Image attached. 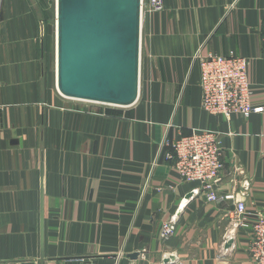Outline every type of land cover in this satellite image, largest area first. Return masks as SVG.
I'll return each instance as SVG.
<instances>
[{
    "label": "crops",
    "instance_id": "0c3cea01",
    "mask_svg": "<svg viewBox=\"0 0 264 264\" xmlns=\"http://www.w3.org/2000/svg\"><path fill=\"white\" fill-rule=\"evenodd\" d=\"M164 5L142 20L139 97L120 107L59 92L56 0H0V264H254L232 201L180 179L167 142L218 131L219 193L264 203V111L208 114L194 56L246 57L264 107V0Z\"/></svg>",
    "mask_w": 264,
    "mask_h": 264
},
{
    "label": "water",
    "instance_id": "95a60500",
    "mask_svg": "<svg viewBox=\"0 0 264 264\" xmlns=\"http://www.w3.org/2000/svg\"><path fill=\"white\" fill-rule=\"evenodd\" d=\"M140 6L141 0H56V84L62 95L120 107L137 101Z\"/></svg>",
    "mask_w": 264,
    "mask_h": 264
},
{
    "label": "built area",
    "instance_id": "2783aa9c",
    "mask_svg": "<svg viewBox=\"0 0 264 264\" xmlns=\"http://www.w3.org/2000/svg\"><path fill=\"white\" fill-rule=\"evenodd\" d=\"M164 7V0H141V31L144 16L161 13ZM55 27L57 29V15ZM194 56L200 65L201 104L208 114L230 119L232 116L248 118L253 113L264 111V107H255L251 102L253 87L250 81V62L246 57L215 53L201 56L199 52H195ZM55 58L57 64L56 52ZM167 144L173 152L167 158L173 162V168L180 179L188 183H199L198 193L209 203L232 201L234 209L229 218L233 230H250V259L254 264H264V203L251 211L246 200L238 198L236 191L219 193L217 182L225 169L220 133L214 129H196L179 139L168 141ZM245 195L243 193V197ZM161 232L162 239L167 241L176 232L175 223L166 220Z\"/></svg>",
    "mask_w": 264,
    "mask_h": 264
},
{
    "label": "rangeland",
    "instance_id": "374dc122",
    "mask_svg": "<svg viewBox=\"0 0 264 264\" xmlns=\"http://www.w3.org/2000/svg\"><path fill=\"white\" fill-rule=\"evenodd\" d=\"M46 17H48V15L46 14V16H45V21L47 22V20H46ZM55 18H56V16L54 17L53 16V18H49L48 19V22L46 23V27L48 26V28H49V25H50V27L53 25V27L55 26ZM55 34H56V27H55ZM54 55H55V53H54Z\"/></svg>",
    "mask_w": 264,
    "mask_h": 264
},
{
    "label": "trees",
    "instance_id": "16d2710c",
    "mask_svg": "<svg viewBox=\"0 0 264 264\" xmlns=\"http://www.w3.org/2000/svg\"><path fill=\"white\" fill-rule=\"evenodd\" d=\"M49 17H46V20L48 21ZM47 28V27H46Z\"/></svg>",
    "mask_w": 264,
    "mask_h": 264
}]
</instances>
